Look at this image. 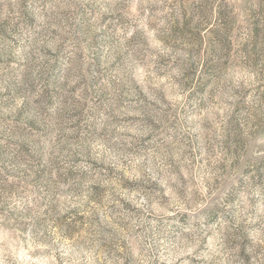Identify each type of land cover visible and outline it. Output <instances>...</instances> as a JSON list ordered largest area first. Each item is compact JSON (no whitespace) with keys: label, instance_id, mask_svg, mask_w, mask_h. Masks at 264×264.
I'll use <instances>...</instances> for the list:
<instances>
[{"label":"rangeland","instance_id":"rangeland-1","mask_svg":"<svg viewBox=\"0 0 264 264\" xmlns=\"http://www.w3.org/2000/svg\"><path fill=\"white\" fill-rule=\"evenodd\" d=\"M0 264H264V0H0Z\"/></svg>","mask_w":264,"mask_h":264}]
</instances>
